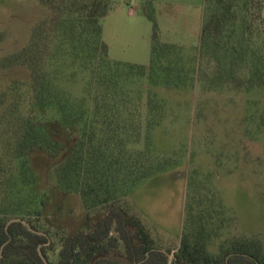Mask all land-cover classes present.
<instances>
[{
  "label": "trees",
  "instance_id": "obj_1",
  "mask_svg": "<svg viewBox=\"0 0 264 264\" xmlns=\"http://www.w3.org/2000/svg\"><path fill=\"white\" fill-rule=\"evenodd\" d=\"M39 1L51 16L0 62L30 74L25 89L14 83L0 91V264H45L40 248L48 264H264L257 239L227 240L212 253L213 212L194 215L191 206L172 259L129 200L140 183L176 166L154 145L167 113L155 88H264V0H204L199 45L187 51L161 41L154 0H143L154 24L148 65L110 59L102 21L114 0ZM5 38L0 31V44ZM60 65L88 76V98L59 87ZM38 152L58 159L57 186L78 194L88 219L96 218L86 230L67 235L46 226L47 194L31 160ZM13 219L27 225L8 226Z\"/></svg>",
  "mask_w": 264,
  "mask_h": 264
},
{
  "label": "rangeland",
  "instance_id": "obj_2",
  "mask_svg": "<svg viewBox=\"0 0 264 264\" xmlns=\"http://www.w3.org/2000/svg\"><path fill=\"white\" fill-rule=\"evenodd\" d=\"M142 1L114 0V8L103 19V41L112 61L150 63L154 24L139 10L137 3ZM192 1L185 6L153 5L162 42L186 51L199 45L203 0ZM50 16L39 0H0V31L6 35L0 62L25 47L35 26ZM56 69L61 89L74 99L87 96L86 74L64 65ZM14 83L25 89L29 71L0 65V91ZM154 91L167 109L153 132L154 145L157 153L175 159L176 166L140 183L129 200L157 244L173 259L187 231L191 206L194 215L201 209L213 212L212 253L235 238L257 239L264 245V88L246 92L197 82L193 87ZM86 105L91 107L92 101L87 99ZM48 118L58 115L52 112ZM31 160L47 194L46 226L67 235L89 228L96 218L88 219L80 196L65 194L57 186L58 159L38 152Z\"/></svg>",
  "mask_w": 264,
  "mask_h": 264
},
{
  "label": "crops",
  "instance_id": "obj_3",
  "mask_svg": "<svg viewBox=\"0 0 264 264\" xmlns=\"http://www.w3.org/2000/svg\"><path fill=\"white\" fill-rule=\"evenodd\" d=\"M192 2H193L192 0H154V4L155 5L164 3V4H167V5L185 6V5H192ZM141 3H137V4H141ZM202 4H203V2H202ZM140 7L141 6L138 7L139 10H140Z\"/></svg>",
  "mask_w": 264,
  "mask_h": 264
},
{
  "label": "water",
  "instance_id": "obj_4",
  "mask_svg": "<svg viewBox=\"0 0 264 264\" xmlns=\"http://www.w3.org/2000/svg\"><path fill=\"white\" fill-rule=\"evenodd\" d=\"M15 222H21V223H23L24 225H27V223H26L25 221L21 220V219H13V220H11V221L8 223V226L11 225L12 223H15ZM29 230H31V231H33V232H36V231L33 230L32 228H29ZM38 233H39V232H38ZM40 234H41V233H40ZM40 255H41L43 261L45 262V264H48L47 259L44 257V255H43V253H42V251H41V248H40Z\"/></svg>",
  "mask_w": 264,
  "mask_h": 264
}]
</instances>
